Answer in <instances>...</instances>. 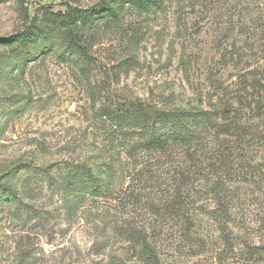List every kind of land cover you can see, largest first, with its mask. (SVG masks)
<instances>
[{
  "label": "rangeland",
  "instance_id": "obj_1",
  "mask_svg": "<svg viewBox=\"0 0 264 264\" xmlns=\"http://www.w3.org/2000/svg\"><path fill=\"white\" fill-rule=\"evenodd\" d=\"M133 233L264 264V0H0V264H154Z\"/></svg>",
  "mask_w": 264,
  "mask_h": 264
},
{
  "label": "trees",
  "instance_id": "obj_2",
  "mask_svg": "<svg viewBox=\"0 0 264 264\" xmlns=\"http://www.w3.org/2000/svg\"><path fill=\"white\" fill-rule=\"evenodd\" d=\"M141 2V0H139ZM106 4V3H105ZM78 13H86V11H81V10H75ZM75 11H73L72 14H68L70 16V20H73V16L75 15ZM88 11V10H87ZM72 34V33H71ZM75 35L72 34L71 36V41L74 43V45L77 48H80L79 43L75 40ZM28 31H23L17 34L14 37H10L9 41H12L14 39H18L20 42H25L28 40ZM5 42V41H4ZM263 106H257V109L260 111L262 110ZM137 108L134 109V115H132V123L135 125L138 124H144L149 122L148 117H143V114H139L137 112ZM186 114L184 112H164V113H158L156 115V122L159 124H170L171 128L173 129L172 132L170 133H163L159 135H155L148 139L147 141L144 142V147L148 150H162L165 149L166 147L169 146L170 143H177L180 144L181 146H190L193 144L195 141L193 139V134L191 132L190 127L188 128V124L186 123ZM3 197H9L8 192L3 189L2 190ZM132 239L136 240V243L140 245L141 251L145 256L146 260H149L150 262L156 264L157 263V256L153 248L149 245V243L146 241L145 238H143L141 235H138L133 233L131 236ZM22 264H28V263H23Z\"/></svg>",
  "mask_w": 264,
  "mask_h": 264
}]
</instances>
